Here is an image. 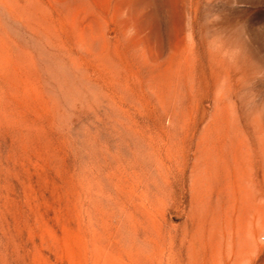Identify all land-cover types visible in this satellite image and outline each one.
<instances>
[{"label":"rangeland","instance_id":"374dc122","mask_svg":"<svg viewBox=\"0 0 264 264\" xmlns=\"http://www.w3.org/2000/svg\"><path fill=\"white\" fill-rule=\"evenodd\" d=\"M0 264H264V0H0Z\"/></svg>","mask_w":264,"mask_h":264}]
</instances>
